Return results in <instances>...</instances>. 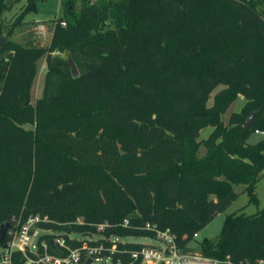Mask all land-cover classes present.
Here are the masks:
<instances>
[{
  "label": "trees",
  "instance_id": "obj_1",
  "mask_svg": "<svg viewBox=\"0 0 264 264\" xmlns=\"http://www.w3.org/2000/svg\"><path fill=\"white\" fill-rule=\"evenodd\" d=\"M4 1L0 102L17 58L36 59L20 97L27 105L0 109V119L34 128L21 140V129H4V138L0 125V226L46 217L36 227L58 233L70 248L96 243L70 234L96 236L115 246L113 260L126 262L143 245L119 238H154L146 224L169 229L188 252L195 250L193 235L237 200L235 186L257 204L264 139L249 141L264 131V0H60L62 15L52 21L46 47L31 34L22 43L10 40L33 24L25 18L43 0ZM21 1L6 29L4 13ZM40 55L44 81L32 110ZM238 96L245 103L224 125ZM206 128L212 131L200 139ZM196 250L205 258L264 264V208L226 215L217 238L203 239ZM10 260L25 264L18 252Z\"/></svg>",
  "mask_w": 264,
  "mask_h": 264
},
{
  "label": "built area",
  "instance_id": "obj_2",
  "mask_svg": "<svg viewBox=\"0 0 264 264\" xmlns=\"http://www.w3.org/2000/svg\"><path fill=\"white\" fill-rule=\"evenodd\" d=\"M61 26H65L62 22ZM54 23L50 26H45L36 21L35 34L38 38L45 36L51 32ZM255 135L264 139V131L256 130ZM13 226H9L5 242L6 249H1L2 264H11V254L18 252L25 258V264H235L230 260H215L205 258L200 255L197 250L182 252L176 244V236L169 229L156 230L149 224L145 225V229L153 230L155 237L149 240L151 243L142 244L140 249L133 250L129 253V259L126 262L122 260H113L112 253L115 251V246L106 248L102 240L94 239L92 236L84 235V239L95 241V245L81 248H70L65 239L57 235L50 238L51 248L47 242L37 241L36 224L40 221H47V218L37 216H29L25 221L20 219L14 220ZM77 223H81L78 219ZM125 220L123 226H127ZM40 230V229H38ZM98 230H103V225L98 227ZM43 231V230H42ZM48 232V231H44ZM198 235H193V240H197ZM109 241H118L117 238H110ZM56 250L57 253L54 252ZM31 254V255H29ZM258 264H263L259 261Z\"/></svg>",
  "mask_w": 264,
  "mask_h": 264
},
{
  "label": "rangeland",
  "instance_id": "obj_3",
  "mask_svg": "<svg viewBox=\"0 0 264 264\" xmlns=\"http://www.w3.org/2000/svg\"><path fill=\"white\" fill-rule=\"evenodd\" d=\"M11 3L9 4V6L11 5ZM24 4H25L24 1L16 2L12 4V6L8 10H6V12L3 15V20H4V24L6 25L5 27L6 29H8L9 23L13 22L15 17L21 13L24 7ZM61 15H62V10L60 6V0L40 1L36 4L35 13L27 15L25 18V21L33 22L34 25L32 24L29 27H23L21 30L15 31L14 35L10 38V40L17 42V43H22L23 39L28 37V35L31 34V38L34 39L35 42H37L42 47H46L50 41V35L47 34L46 36L38 38L35 34L36 21L41 24H44L45 26H48V25L50 26L52 21L55 18L60 17ZM4 36H5V33L2 35V37ZM34 59L33 58L31 60L26 59V58L23 59V57L21 56L17 58L16 65L18 67L17 69L15 68L16 75L14 76V78L13 77L9 78V81L5 87L4 94L0 102V109H3L5 111H16L17 106L19 107L20 105H22V103L24 102L23 98L22 99L20 98L21 94L23 93L22 87L25 86L26 76L30 68L29 63L33 61ZM35 71H36V74L32 82V87L29 93V104L27 106V109H32V110H34L35 100L40 97L41 91H42V85H43L44 73H45V63L43 60V55H40V57L37 58ZM223 88H224L223 85H219L211 92V94L209 95V101H208L207 106H210L212 104V99L214 95L218 93L220 90H222ZM24 103L26 104V102ZM244 103H245L244 98L242 96H238L236 100L230 104V106L228 107L224 115L222 116L224 125L228 123L229 117L232 113H236L240 111ZM24 111L21 114L22 117L25 115H28V112L25 111L24 113ZM29 119L30 120L33 119L32 114H29ZM8 123L9 125H7ZM10 124L13 126H11ZM0 125L2 126L1 131H2V135L4 136V138H6L5 132H4V129L6 128H8L10 131H13L14 127L21 129V132L24 133L20 137L21 140H26L23 138H25V136H28V134L31 135L32 137L33 129H34L32 123L17 125L16 123L12 122L11 120L5 117H2L0 119ZM211 131H212L211 128H206L202 130L199 138L200 139L206 138ZM258 139H259L258 136H252L249 142L254 143ZM203 152L204 150L201 149L200 153H203ZM234 189H235V192L238 193L237 200L233 202L231 206L225 210V212L218 214L198 234L197 241L195 242V244L192 245V247L195 248V250L198 247V243H200L203 239L214 240L217 238L220 232L221 226H222V222L226 215H229L232 213H244L245 215H252L264 208V176H262L255 185V194L258 200L256 205L248 203L249 198L247 194L243 191L244 186H235ZM35 230H36L37 241L39 242L44 241L46 239V238L41 239V236L43 235H46L45 237H48L49 239L52 238L54 235L55 236L57 235L56 232L54 231L44 232L38 229H35ZM83 236L84 235L80 236L79 234H70L69 238L78 240V239H84ZM92 237L94 239H97L96 236H92ZM119 240L121 242H130V243H141V244L151 243L149 240L144 239V238H125V239L119 238Z\"/></svg>",
  "mask_w": 264,
  "mask_h": 264
},
{
  "label": "water",
  "instance_id": "obj_4",
  "mask_svg": "<svg viewBox=\"0 0 264 264\" xmlns=\"http://www.w3.org/2000/svg\"><path fill=\"white\" fill-rule=\"evenodd\" d=\"M11 2H12V0H5V1H4V4H5L6 6H8ZM4 42H5V39H4L3 37H1V38H0V47L3 45ZM67 64H68V66H69V68H70V71H71V75H72V77H77V76H78V71H77V68H76V66H75V64H74V62L72 61V59H71L70 56L67 57ZM24 105H25V103L23 104V106H24ZM253 115H254V114H252V115L249 117L248 121H247L246 124L244 125L245 128H249L250 125L252 124V122H253ZM8 228H9V225H8L7 223H4V224H2V225L0 226V245H2L3 249H6V245L4 244V240H5L6 232H7ZM54 252L57 253V254L59 255V253H58L56 250H54ZM89 262H90V260H88V261L86 262V264H88Z\"/></svg>",
  "mask_w": 264,
  "mask_h": 264
},
{
  "label": "crops",
  "instance_id": "obj_5",
  "mask_svg": "<svg viewBox=\"0 0 264 264\" xmlns=\"http://www.w3.org/2000/svg\"><path fill=\"white\" fill-rule=\"evenodd\" d=\"M47 34H49V35H50V38H51V32H49V33H47ZM47 34H46V35H47ZM46 35H45V36H46ZM43 60H44V56H43ZM44 63H45V62H44ZM35 66H36V64H35ZM42 67H43V66H42ZM42 67H41V68H42Z\"/></svg>",
  "mask_w": 264,
  "mask_h": 264
}]
</instances>
